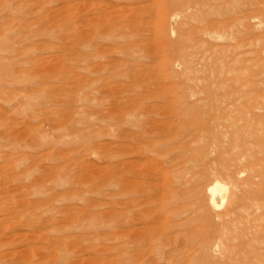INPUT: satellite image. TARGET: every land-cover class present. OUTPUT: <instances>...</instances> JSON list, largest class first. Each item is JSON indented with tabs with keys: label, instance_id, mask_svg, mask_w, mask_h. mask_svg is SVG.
<instances>
[{
	"label": "rangeland",
	"instance_id": "1",
	"mask_svg": "<svg viewBox=\"0 0 264 264\" xmlns=\"http://www.w3.org/2000/svg\"><path fill=\"white\" fill-rule=\"evenodd\" d=\"M163 5L0 0V264H264V0H233L229 40L219 19L224 75L188 40L201 17ZM239 91L248 121L204 129ZM224 155L234 179L215 194L253 212L202 198Z\"/></svg>",
	"mask_w": 264,
	"mask_h": 264
},
{
	"label": "bare ground",
	"instance_id": "2",
	"mask_svg": "<svg viewBox=\"0 0 264 264\" xmlns=\"http://www.w3.org/2000/svg\"><path fill=\"white\" fill-rule=\"evenodd\" d=\"M115 1H117V0H115ZM164 1H165V5L161 6L159 10H160V12H163L166 15H167V13L170 14L172 12V16H173V17L171 16L172 19L174 17L178 18L180 16V14H181V16L184 15L185 18L188 17V15H189L190 20L192 18H194L196 20L197 17L198 18L201 17L198 19V21L200 22L199 26H197V25H191L190 26L192 29H191V31L189 30L190 33L187 32L188 33L187 34L188 40L190 43H192L193 45H196L200 48V50H198V51L201 52V54L204 56V57H202V60H204L203 58H205L206 56H209V58L211 56V58H213V59L216 58L217 65L221 66L220 69H222V70L224 69L223 75L226 72L225 70H227L228 74H229L230 68L228 69L225 61L228 60L227 56L229 57L231 55V51L229 50L231 44L228 43V44L223 45V46H215V44H213L212 41L213 40L215 41L216 39L218 40L221 37H223V36H220L221 30L217 29V26L219 25V22H218L219 19L223 20V25L227 29L226 32H229L228 40L231 39L230 38V28H231V25L233 24L232 15L234 13L233 0H164ZM116 3L117 4H115V7H119L118 10L115 8L114 14L116 16H120L119 14H122V13H120V11L124 10L130 6L128 3H124V4L123 3L120 4V2L119 3L116 2ZM104 4H106V3H104ZM106 5L104 6L105 7L104 9L108 8V5H107V7H106ZM208 5H211L213 7V11H207V9L205 7ZM109 8H110V6H109ZM110 10H112V9H110ZM126 11H127V13L130 12L129 10H126ZM126 11L124 10L125 13H126ZM106 12L107 11L105 10V13ZM111 13L113 14V12H111ZM111 13H110V15H105V17H106V18L104 17L105 19L104 18L98 19V17H100L99 15H97L96 16L97 18L96 17L95 18L97 19V21H103V22H107L109 20L111 21L112 19H107V17L111 16ZM130 14H132V13H130ZM166 15L164 18H166ZM113 16L114 15H112V17ZM116 16H114V17L117 18ZM184 16H183V18H184ZM120 17H122V15ZM213 18H217V19H213ZM96 19H94V20H96ZM94 20L92 19L91 21H94ZM195 20H193L194 23L196 22ZM159 21H160V19H159ZM94 23H95V21L92 24H94ZM98 24H99V22H98ZM98 24H95V25L98 26ZM162 25H163V27L166 26V20L162 21ZM97 26L95 28H98ZM106 28H108V27H106ZM162 30L164 31V29H162ZM101 31H103V30L101 29ZM163 31L160 30V32L156 38V41H157V44L160 45L161 49L168 50V49H166V48H168V43L162 42L163 36H164ZM78 33H79V31H78ZM82 33H79V34H82ZM177 52H178V56L180 57V59L183 58L184 60H187L189 57L190 58L195 57L194 56L195 52L194 53L193 52H187L186 50H180V49L179 50L177 49ZM196 54H199V53L196 52ZM197 56L199 57L200 55H197ZM197 56H196V58H198ZM209 58H208V60H209ZM192 60H194V59H192ZM197 60L198 59H196V61L195 60L194 61L197 62ZM199 60H200V62L202 61L201 59H199ZM208 60L206 61V63L211 62V60H209V61ZM187 62H189V60ZM184 64H185V61H184ZM186 64H188V63H186ZM192 65H195V64H192ZM192 65H190V66H192ZM200 65H201V63H200ZM196 69H198V68L196 67ZM203 69H204V67H203ZM188 70H189V68H188ZM188 70L186 69V72ZM190 71L191 70H189V72ZM194 71L197 72L196 70H194ZM192 72H193V70H192ZM200 72H202V71H200ZM220 73H222V72H220ZM228 74H227V76H228ZM230 74H231V71H230ZM224 80L226 81V79H224ZM235 82L236 81L234 80L233 88L236 86V84L238 85V82H236V83ZM227 83H228V80H227ZM223 90H226V88ZM229 90H230V88H229ZM240 93H241V91H239L238 93L226 92L224 94L226 97V102L222 105L217 106V108H218L217 114L215 113L211 117V119L208 120L207 126L202 125L204 127V129H206L208 126L223 129V127L226 125L227 122H233L236 120H240L243 122L248 121V114H247L248 103L246 101L245 95L244 96L242 95L239 97ZM238 134H240V132H236V133L234 132V133L229 134L228 131H222L220 140L222 142H226V141H230V140L237 141ZM206 156H209V153L206 154ZM216 164H220L221 168L216 169L214 172L212 171V169L214 168V165H215L213 162L211 163L210 168L205 169L206 171L212 172V174H214L215 177H213V178L209 177L208 181H207L208 182L207 186L209 185L208 187L213 188V191H211L208 194H204L202 196V198L204 200H207V201L214 200V202L216 204H223L224 201H226V200H228V202L232 203L233 200H236L237 203H241L243 206H245L247 213L253 212L254 211L253 205L252 204L248 205V203H246L245 200L241 199L238 196H236L234 199H232L230 201L228 199V196L224 195L225 191L223 193L221 192L220 194H218V192L215 194V190H219V191L223 190L227 186L226 182L231 183L234 179V174L232 172L233 164H232V161L230 158H226L225 155L221 156L216 160ZM215 198H218V199H215ZM219 200H222L223 202H220ZM253 219L256 220V218H253ZM239 223L240 224H236L237 230H235V231L241 233L242 236H246V232H247L245 229L246 223L244 224L241 221ZM68 250L69 249H64L65 253L68 252ZM62 252H63V250H62ZM220 252H221V257H224L225 256L224 254H226L225 250H221ZM238 253H239V251H238ZM68 255H69V253H68ZM245 255L246 256L244 258H246V259L249 257L255 259L254 257L257 254L246 253ZM211 264H235V263L232 261L221 260V261H215L214 263H211Z\"/></svg>",
	"mask_w": 264,
	"mask_h": 264
}]
</instances>
